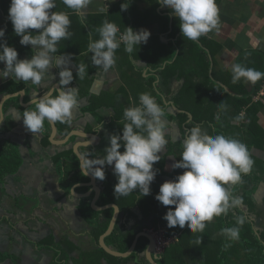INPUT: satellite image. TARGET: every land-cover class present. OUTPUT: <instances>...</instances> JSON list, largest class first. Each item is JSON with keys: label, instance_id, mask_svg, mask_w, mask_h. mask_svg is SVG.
Returning a JSON list of instances; mask_svg holds the SVG:
<instances>
[{"label": "crops", "instance_id": "obj_1", "mask_svg": "<svg viewBox=\"0 0 264 264\" xmlns=\"http://www.w3.org/2000/svg\"><path fill=\"white\" fill-rule=\"evenodd\" d=\"M121 1L92 0V3L87 8L80 14H77L71 9H68L62 3V0H56V7L53 9L56 12L63 11L68 13L71 20L68 29L71 36L67 39H62L58 43V51L55 55L65 54L70 57L69 67L72 69L74 77L70 86L78 88L79 101L78 107L73 110L70 132L62 136L58 131L55 140H63L73 131L89 134L87 136L82 134L81 137H75L78 141L74 145L78 142L91 141L87 147L94 148V154H97L96 157L102 158L105 155L104 149L109 146L108 138L110 135H122L124 110L129 107L139 106L140 103L137 94L134 95V98H129L128 100L123 97V103L116 100L117 96H121L122 89L125 85L124 80H126L122 79L121 72L125 69L129 74V78L130 74L136 76L138 80L144 82L146 87L152 86L153 90L157 92L158 90L156 91L155 89L157 88V83L160 82V75L157 72L164 70L166 64L168 66L177 62L178 56L181 57L178 64L179 69L176 71V73L182 71L179 75L180 80L176 81L175 78H171L168 87L161 84L162 88L158 91L162 101L164 100L166 102L164 106L160 103L158 104L164 109L162 119L165 123V134L168 144L159 154L161 155V160L153 166L157 174L150 185L151 194L148 196H140L139 190L137 189L128 196H117V202L114 204L118 206L120 215L109 236L116 229L120 233H125L122 225L125 222L127 223L128 220L131 221V225L129 226L127 223L128 228L126 232L129 231V238H133L132 245L138 234L144 232L150 226L155 227L157 225L160 229H164L166 233L168 232L169 227H167V222L162 217L169 208L174 209L175 206H164L155 199V196L159 193L160 186L164 182L174 180L179 174L185 171L184 169L174 170L171 166L174 162L181 159L183 141L189 129L198 125L205 127L209 135H217L215 132L219 130L226 133L229 137L243 136V140L247 141L246 146L249 150L250 158L254 161L251 171L247 174V176H253L247 180L246 188L248 189L245 192L244 190L243 192L236 191L235 194L241 198L244 195L247 201L240 207L231 210L228 215L214 217L211 222L207 223L205 230L207 235H210L208 237L219 241L223 236L220 225H230V223L234 225L238 216L245 215L252 224L254 231L264 238V96L260 94L264 91V78H261L255 83H246L243 79L233 83V74L231 71L232 65L241 64L246 68H253L257 71L264 72V0H215L219 10V30H213L207 35L201 36L196 41L183 37L178 19L171 14L170 9L158 3V0H139L138 9L145 11L148 19L145 22L136 24L135 30H149L151 35L147 43L141 45L155 46L156 44L155 48L157 50L155 52L147 51L140 56L135 53L134 56L131 55L128 57L123 46H120L116 50V64L114 68L103 72L100 68L92 65L91 53L85 55L88 52L89 43H86V39L82 34L79 35L81 33L79 27L82 24L85 26H88V23L92 24L93 20L99 19L98 16L104 15L107 17L108 15L105 14ZM10 2L11 0H6L3 5L0 3V28L5 30L7 28V30L9 29L14 34L11 21L7 17ZM106 4H108V9L98 11V9L104 8ZM156 14L160 17L156 16ZM161 17H169V19L168 21L166 19L164 21ZM10 25L12 28H9ZM117 27L120 30L117 34V37H119L120 32L123 33L127 26L126 24H121L117 25ZM31 31L36 32L38 30ZM155 36H158L159 40L154 41ZM196 44H199L201 50H198ZM18 45L26 52L23 55L24 57L26 55L28 56V54L30 56L34 54L31 45ZM173 46L176 50L174 55L172 51ZM157 52H162L164 56L166 55V60L164 61L165 67L163 68H154V65L160 64L163 59H159L156 55ZM170 55H173V57H170ZM21 56L19 55L18 57ZM127 60L129 62L126 64L127 67L124 68L123 64ZM140 63H142L141 68ZM2 64L0 63V69H3ZM80 64L86 65V73L83 80L79 79L76 74L77 66ZM120 67L124 69L119 70ZM59 71L60 69L52 68L49 76L52 74L56 79H47L41 84L43 87L28 83L27 89H29L30 100H25V98L27 99L25 95L24 99H22L25 101L24 103H29L32 98L42 97L52 86L59 87ZM14 80L18 82L15 78L0 79V85ZM34 86L35 89L33 91L38 94L36 90L41 89L42 94L33 96L31 89ZM9 87L6 88L8 89ZM138 87L140 86L137 85L136 88ZM190 88L192 90L200 88L199 90L197 89L199 94H196L200 98L191 96ZM25 91L27 94V90ZM7 94L9 93L5 95ZM55 94L53 93V95ZM22 100L19 98L20 104L23 102ZM197 101L202 103V108L194 111L191 108ZM22 115L23 111L18 108L17 103L12 102L6 116L11 118L14 128L4 136L19 145L23 158V166L20 173L9 177L12 182L7 184V190L4 193L5 195H11L13 197H17L19 193L21 200L9 196L12 199L10 201L5 200L2 204L12 203L14 205L13 216L18 217L21 215L22 219L26 214H29V217H32L37 205L39 207L40 203L43 204L46 202L48 204L50 201H53V199L49 198L52 193V196H56L57 198L54 203H51V208L56 212V217L58 216L55 225L57 233L51 231V225L53 223L43 222L47 234L46 236L37 238L32 236L34 234L37 235V230L32 229V227L36 228L35 223H33L34 221L20 220L25 225H30L29 234L32 235L24 236L20 232V234L18 233V236H21L19 240H14L9 236L8 240L12 242V246L8 251L2 250L1 252L11 254L15 257V261L7 259V261H0V264H50L55 254L53 251L40 249L41 242H45V240H49L45 242L49 245L53 242L60 243L65 241V247H67L66 242H69L73 247L75 246L74 251L70 253L73 261L78 259L83 253L97 252L101 248L99 244L100 238L108 231L111 220L106 231L102 232V228H94L92 223L82 216L80 211L81 200L90 197L92 194H94V199L95 192L89 186H76L78 184L74 185L69 193L61 189L59 185V174L53 160L62 151H73L74 145L71 149L59 150L64 146L51 144V130L48 138L49 141L46 142L44 140L45 135L42 131L36 135L26 130L22 117H20ZM238 116H242V119L237 120L236 117ZM101 125L102 128L98 131ZM73 141L74 139L71 137L68 144ZM120 151L123 152L124 148L121 147ZM44 153L48 156L45 159L43 158ZM94 156H89L88 158L95 159ZM104 172L110 175L111 178L117 179L112 166L105 165ZM47 174H49L51 180H54L51 184L48 183V180L45 181L43 179ZM20 182L25 183L26 188L35 196L31 197V195H26L20 188L22 185L18 186L16 184ZM102 184L97 182V185L101 188H103ZM49 185L51 187L48 189L47 186ZM235 186H228L232 194L235 192ZM78 191H81V194ZM38 193H40V196L36 199L35 197ZM93 199L91 201V207ZM99 199L96 205H98ZM144 226H147L146 229L139 232L138 230ZM217 227L220 230L216 229ZM185 228L181 230L179 226H176L175 229H178L176 231L177 233L172 236L178 235L181 237ZM198 233L189 231L186 236L190 241H194L198 237ZM201 235L203 234L201 233ZM107 238H105L106 244ZM141 238H139L136 248ZM107 246L116 250L111 245L107 244ZM145 253L141 257H144ZM86 259L89 260V258ZM101 263L122 264L119 261L107 257H104ZM68 264L72 263L69 262ZM127 264L136 263L131 260Z\"/></svg>", "mask_w": 264, "mask_h": 264}, {"label": "clouds", "instance_id": "obj_2", "mask_svg": "<svg viewBox=\"0 0 264 264\" xmlns=\"http://www.w3.org/2000/svg\"><path fill=\"white\" fill-rule=\"evenodd\" d=\"M62 3L80 14L92 0H62ZM158 3L170 9L179 21L183 37L188 40L196 41L213 30H219V10L215 0H158ZM55 7L56 0L10 2L8 18L14 34L20 37L19 43L33 47L34 54L30 59H18L14 47L6 41L0 42V63L4 64L3 69H0V79L15 78L26 84L40 86L49 78L56 79L52 74L49 76L52 68L60 69L59 87L52 86L42 97L32 98L31 104H35V110L24 111L20 116L26 130L36 135L42 131L45 120L50 123H71L73 110L79 104L78 88L70 86L74 79L69 67L70 57L55 55L58 43L71 36L68 31L71 20L68 13L53 11ZM121 7L126 10L128 5L122 4ZM105 9H108V4L98 11ZM119 31L116 24L105 20L96 29L99 39H92V33H89L90 42L85 55L91 53L92 65L103 72L114 68L116 50L121 44L124 45V51L131 54L137 46L146 44L151 35L147 29L137 31L126 27L117 37ZM4 36L5 29L0 28V40ZM231 71L233 83L241 79L246 83H255L264 78V72L241 64L232 65ZM85 73L86 65H78V78L83 80ZM139 102V106L124 110L122 135L109 136V146L105 147L102 158L89 159L90 153L79 154V167L85 176L91 174L102 181L105 179L104 166L113 167L118 181L114 185L116 197L128 196L137 189L140 196L151 194L150 185L157 174L153 166L161 160L159 154L168 144L162 119L164 109L149 93H141ZM236 119L240 120L242 116ZM101 128L102 125L98 131ZM121 147L124 148L123 152L120 151ZM180 157L171 167L185 171L174 180L164 182L155 196L162 205L175 206L174 209L169 208L162 217L167 227L179 226L183 229L187 226L192 233L203 232L214 217L226 216L243 204L242 198L233 195L228 187L239 183L242 174H248L254 163L247 146L240 140L223 134L209 135L200 126H193L183 141ZM244 223L245 218L238 216L236 225L222 228L221 234L228 241L238 240Z\"/></svg>", "mask_w": 264, "mask_h": 264}, {"label": "trees", "instance_id": "obj_3", "mask_svg": "<svg viewBox=\"0 0 264 264\" xmlns=\"http://www.w3.org/2000/svg\"><path fill=\"white\" fill-rule=\"evenodd\" d=\"M6 0H0V3L2 5L5 3ZM138 1L139 0H122L118 4H116L108 13L105 15H108L107 17L102 15L98 16L99 19H96L95 21H92L91 23H88V26L81 25L80 28V34L86 39V43H89V33H92V39H99V34L96 32V29L102 26L103 22L105 20L114 23L116 25H124L126 24L127 27L133 28L135 30L136 24H139V22H145L148 17L145 14V11H142L141 9H138ZM122 4L128 5L126 10H122ZM155 12V10H154ZM7 16V13H6ZM156 16L160 17L156 14ZM8 17V16H7ZM162 20L165 21V19L168 21L169 17H161ZM102 23V24H97ZM91 24V25H89ZM9 28H12L10 25ZM90 28V30H88ZM7 30V28H6ZM5 30V36L0 42H7V44L11 47H14L19 55H25L26 52L22 50V48L18 45L20 37L16 36L15 34H12L9 29ZM154 41L159 40L158 36H155ZM196 43V42H195ZM198 50L200 49L199 44H196ZM173 55L176 53V50L173 46ZM156 55L159 57V59L163 58L158 65H154V68H163L164 61L166 60L164 56V53L157 52ZM173 55H170V57H173ZM24 57V56H23ZM20 57H18L19 59ZM181 59L180 56H178L177 62H175L172 65L166 64V67L162 71H158V74L160 75V82L157 83V85H164L168 87V84L170 83L171 78H175L176 81H179V75L182 71H179L176 73V71L179 69V60ZM2 64V63H1ZM2 67H4V64H2ZM177 74V75H176ZM149 82V80H147ZM10 86L8 89L6 87ZM28 83H24L22 81L15 82L9 81L2 85H0V99L6 94H12L16 92H20L22 90H27V94L25 100H30L29 97V89H27ZM35 89V86L34 88ZM160 91V88H156V91ZM157 91V92H158ZM177 97V96H176ZM12 102H16L18 105V108L20 110L24 111H33L35 110V105L30 106L28 108H24L19 103V97L12 98L8 100L4 105V114L6 115L8 112V109ZM25 102V101H24ZM244 103V102H243ZM172 106V105H171ZM57 127L60 135H67L70 132V123H60L57 121ZM246 127V124H245ZM14 128V125L11 121V118L9 116H6L5 121L3 125L0 128V206L2 205V199L5 195V191L7 190V178L11 176L18 175L21 171V168L23 166V158L20 152V147L17 143L12 142L11 140H8L4 136L10 133ZM50 124L47 120L44 122V127L42 129V132L45 135V141L48 142V138L50 135ZM217 134H223L225 136L226 133L216 130ZM229 137V136H228ZM240 140L242 143L247 145V141H244L243 136H237L232 137ZM75 139V137H73ZM45 144L47 145V143ZM81 153H90L89 156L96 157V153L94 154V148L92 147H84L81 148ZM54 164L56 165L57 172L59 174V185L61 189H64L67 193L70 192L71 188L79 183H88L90 179L83 175L78 160V157L75 155V153L72 150L65 151L63 153H60L53 158ZM249 177H253L251 175L247 176V174H242L241 181L236 184L235 186V192L233 195L236 194V191L240 192L244 190V192L248 189L246 188L247 180H249ZM98 183H103L101 190L102 194L99 199L98 205L105 206L109 204H114L117 202L116 195L114 193V185L118 182L117 179H113L105 173V179L104 180H98ZM79 194H81V191H78ZM94 194H92L90 197L86 199L81 200L80 204V211L82 213V216L89 220L94 228H102V232L106 231L108 228V225L110 223V220L113 218V209H107L104 211H95L91 207V201L93 199ZM242 196L243 203L247 201L246 197ZM245 218L244 225L240 228V234L239 239L235 241H228L224 236L217 241L216 239L210 238L209 234L207 235L206 230L204 229L203 232H199L198 237L194 241H190L189 238L186 236L189 232L188 228L186 227L183 231V234L181 237L179 236V241L175 244H173L168 250L165 251L164 254L157 256V263L158 264H264V238L260 236L258 233H256L252 227V224L248 221L247 217L245 215H242ZM236 225V221L234 222V225L230 223V225H220V228L224 227H233ZM122 227L125 229V233H120L117 231V229L114 231V233L107 238V244L111 245L114 249L121 253H125L128 251V249L131 247L133 238H129L130 232L126 229L128 228L127 223H123ZM147 226H144L143 228H140L138 230L139 232H142L144 229H146ZM219 227V225H218ZM216 229H219V228ZM155 230L160 229L157 225L153 228ZM178 229L169 228L167 235L172 236L176 234ZM182 230V229H181ZM220 230V229H219ZM119 232V233H118ZM166 232V231H165ZM136 233V232H135ZM201 233L203 235H201ZM206 235H205V234ZM202 238V241H201ZM218 239V238H217ZM49 240H45V242H48ZM201 241V242H200ZM45 242H41L40 249L42 250H49L54 252V258L53 261L50 264H68L71 262L72 264H102L101 261L104 257H107L112 260L119 261L122 264H127L129 261L133 260L136 264H150L146 257H141L147 249V246L149 244V241L142 237L138 243V246L134 252L133 255H131L129 258H115L111 255H108L102 248H99L97 252L95 253H83L80 255L78 259L73 261V258H71V254L75 246L73 247L69 242H66L67 247H65L64 242L62 241L60 243L53 242L50 245L46 244ZM213 244V245H212ZM226 244H229L230 246L225 247ZM212 245V246H210ZM210 246V247H209ZM214 247V248H213ZM86 258H89L87 260ZM7 259H11L15 261V257H13L11 254H8L6 252H0V261H7Z\"/></svg>", "mask_w": 264, "mask_h": 264}, {"label": "rangeland", "instance_id": "obj_4", "mask_svg": "<svg viewBox=\"0 0 264 264\" xmlns=\"http://www.w3.org/2000/svg\"><path fill=\"white\" fill-rule=\"evenodd\" d=\"M121 34V32H120ZM123 46V49H124V45H121ZM156 46V44H155ZM155 46H149V45H146V46H143V45H140V46H137L135 48V50L133 51V53L129 54L127 53L128 57L131 56V55H135V53L137 55H143L145 54L147 51H152V52H155V50H157L155 48ZM153 47V48H152ZM151 48V49H150ZM136 55V56H137ZM31 56L28 54V56L26 55L25 57L21 56L19 59H30ZM129 62V60H127L126 62H124L123 66L124 68L127 67L126 64ZM140 65V68L142 67V63L139 64ZM122 67L119 68V70H122L124 69ZM133 69V68H132ZM122 76H123V80H124V87L122 89V92H121V96H117L116 97V100L117 101H120L121 103H123V97L126 98L127 100L129 98H134V95L137 94L138 97L141 93H149L151 94L157 103H160L162 104L163 106L166 105V102L163 100L162 101V98H161V95L158 93V92H155L152 88V86L150 87H146L144 82L143 81H140L138 80V78L136 76H133L130 74V78H129V74L128 72L124 69L122 72ZM133 76V77H132ZM137 85H139L140 87L136 88ZM42 86V85H41ZM158 88H162V85H157ZM43 87V86H42ZM145 88V89H144ZM198 90L200 88H197ZM196 90H192V88H190V93L192 94L191 96H193L194 98H200L198 97L196 94H199L198 91ZM34 89H31V94L34 96L36 95H39V94H42L41 93V89H38L36 91H38V94H36L34 91ZM156 90V89H155ZM260 94H262L264 96V91H262ZM259 97V96H258ZM1 100V99H0ZM201 100V99H200ZM203 102V101H202ZM172 107V106H171ZM173 108V107H172ZM200 108H202V103L200 101H197V103L195 102L194 105L192 106L191 109H193L194 111H197L199 110ZM189 109V108H188ZM183 118V117H182ZM181 118V119H182ZM184 120V119H183ZM204 123V122H203ZM3 125V124H2ZM204 125V124H203ZM201 129L205 132L208 133L207 129L205 127H202L201 126ZM78 139L75 138L74 141L66 146H64L62 149H59V150H63V149H68V148H72L74 143L77 142ZM183 146V145H182ZM47 152V151H46ZM63 152V151H62ZM61 152V153H62ZM48 154V153H47ZM44 155V159L45 157L47 158L48 156L45 155V153L43 154ZM43 173H45V171H43ZM53 178V177H52ZM43 179L46 181L48 180V183L51 184V182H54V180H51V177L49 176V174H47V176L43 177ZM12 182V180L10 178H7V184ZM18 186H21V190H23L25 192L26 195H31V197L35 196L33 195V193H31L27 188H26V184L25 183H16ZM28 184V183H27ZM51 186H47V188L49 189ZM26 188V189H25ZM8 193V192H7ZM10 194V193H8ZM21 195H24V194H21ZM11 195H4L3 199H2V202H4L5 200L7 201H10V199H12L11 197H9ZM25 196V195H24ZM40 196V193L37 194V196L35 197L36 199L39 198ZM13 198L15 199H18V200H21V197H20V194L18 193V196H14ZM50 199H53V201H50L48 204L45 202V203H40V206L38 207V205L36 206V210L34 212V215H32V217L30 216L29 217V214H26L25 217H23L22 219L23 220H27V221H34L33 223H35L36 225V228L32 227V229L34 230H37L36 233L37 235H32V234H29L30 233V225H25L21 219V215L20 216H13L12 215V212H13V204L10 203H4L0 206V252L2 250H9V248L12 246V242H10L8 239H9V236L12 237L14 240H19V238H21V236H18L20 234V232L22 233V235H32V236H35V237H41V236H46L47 232L46 230L44 229V225H43V222L46 223V222H51L53 223L51 225V228L53 232L57 233V230L55 229V225H56V221H57V217H56V212L53 211V209L51 208L52 205L51 203H54L56 201V196H52V193L50 194ZM75 202V201H73ZM14 203V202H13ZM43 206V207H42ZM51 208V209H50ZM19 209V208H18ZM21 210V209H20ZM29 212H31L30 209H28ZM33 218V219H31ZM128 225L130 226L131 225V221L128 220ZM154 227L150 226L149 228H147V230H151L153 229ZM147 230H145L144 232H148ZM160 230H163L164 233L165 230L164 229H160ZM19 233V234H18ZM178 241H179V236H178Z\"/></svg>", "mask_w": 264, "mask_h": 264}, {"label": "water", "instance_id": "obj_5", "mask_svg": "<svg viewBox=\"0 0 264 264\" xmlns=\"http://www.w3.org/2000/svg\"><path fill=\"white\" fill-rule=\"evenodd\" d=\"M24 94L25 93L21 91V92H19L17 94H14V95H7V96H5L4 98L1 99V101H0V127H1V125L3 124V122L5 120V114H4V111H3V107H4L5 102L8 99H11V98H14V97H17V96H19L20 99L22 100ZM30 105H33V104H31V102H30L29 104H26V105H23V106H30ZM49 124L51 126V136H50L51 144H54V145H57V146L66 145L69 142L71 137H73V136H82V134L80 132H72L69 136H67L63 140H55V138L57 137V134H58L56 123L55 122H51V123L49 122ZM85 136H87V135L85 134ZM89 145H90L89 142H85V143L78 142V143H76L74 145L73 150H74V153L76 154V156L78 157V159H79V154H81L80 151H79V148L86 147V146H89ZM87 177L90 178V183H88V184H78L76 186H85L86 185V186H89V187H91L93 189V191L95 192V198L93 199V202H92L93 209L96 210V211H104V210H107L109 208H113L115 210L114 216H113V219L111 221V224L109 225L108 231L100 238V241H99L100 247L107 254H109V255H111L113 257L128 258V257H130L132 255L133 251L135 250L139 238L144 237V238H147L149 240V246H148V248L146 250V253H145V256H146L147 260L151 264H158L156 262L157 256L153 253V240H152V237L147 232H142V233L138 234V236L136 237L132 247L126 253L118 252L116 250L111 249L109 246H107V244L105 242V238L108 237L112 233L120 211H119L118 206L115 205V204H110V205H106V206H103V207H100V206L96 205V203H97V201H98V199L100 197V194H101V188L97 185V179L94 178L91 174L87 175Z\"/></svg>", "mask_w": 264, "mask_h": 264}, {"label": "built area", "instance_id": "obj_6", "mask_svg": "<svg viewBox=\"0 0 264 264\" xmlns=\"http://www.w3.org/2000/svg\"><path fill=\"white\" fill-rule=\"evenodd\" d=\"M148 234L152 236L156 254L164 253L174 242L178 240L176 236L167 237L163 230H149Z\"/></svg>", "mask_w": 264, "mask_h": 264}, {"label": "bare ground", "instance_id": "obj_7", "mask_svg": "<svg viewBox=\"0 0 264 264\" xmlns=\"http://www.w3.org/2000/svg\"><path fill=\"white\" fill-rule=\"evenodd\" d=\"M20 92H21V91H20ZM22 92L25 93L24 96H23V99H24V97H25V95H26V91H25V90H22ZM15 94H17V93H15ZM7 95H14V94H7ZM7 95H4L2 98H4V97L7 96ZM17 97H19V96H17ZM17 97H14V98H17ZM2 98H1V99H2ZM19 98H20V97H19ZM39 98H40V97H39ZM11 99H12V98H11ZM37 99H38V98H37ZM8 100H10V99H8ZM8 100H7V101H8ZM0 101H1V100H0ZM7 101H6V102H7ZM22 101H23V100H22ZM6 102H5V103H6ZM30 102H31V101H29V103H30ZM29 103H28V102H27V103H24V101H23L21 104H22V106H23V105H26V104H29ZM4 105H5V104H4ZM33 105H35V104H33ZM33 105H30V106H33ZM30 106H23V107H24V108H28V107H30ZM3 111H4V107H3ZM5 118H6V115H5ZM4 121H5V120H4ZM3 123H4V122H3ZM55 123H56V122H55ZM1 126H2V125H1ZM56 126H57V124H56ZM0 128H1V127H0ZM57 130H58V128H57ZM73 132H79V131H73ZM71 133H72V132H71ZM71 133H70V134H71ZM80 133H81V134H86V133H82V132H80ZM70 134H69V135H70ZM69 135H68V136H69ZM86 135H89V134H86ZM73 137H81V136H73ZM83 138H84V137H83ZM88 138H89V137H88ZM82 143H85V142H82ZM67 144H68V143H67ZM67 144H66V145H67ZM62 146H65V145H62ZM86 147H87V146H86ZM79 149H80V148H79ZM73 152H74V150H73ZM80 153H81V152H80ZM81 171H82V170H81ZM87 184H88V183H87ZM109 205H110V204H109ZM97 206H98V205H97ZM100 207H103V206H100ZM109 209H111V208H109ZM112 209H113V208H112ZM95 211H96V210H95ZM119 215H120V212H119ZM113 216H114V215H113ZM118 218H119V216H118ZM118 218H117V221H118ZM112 219H113V218H112ZM111 221H112V220H111ZM151 230H152V229H151ZM153 230H155V229H153ZM158 230H160V229H158ZM147 231H149V230H147ZM147 233H148V232H147ZM149 235H150V234H149ZM165 235H166L167 237H174V236H169V235H167V233H165ZM175 236L178 238V235H175ZM108 237H109V236H108ZM151 237H152V236H151ZM152 240H153V238H152ZM177 242H178V240H177L176 242H174L173 244H175V243H177ZM173 244H172V245H173ZM172 245H171V246H172ZM171 246H170V247H171ZM170 247H169V248H170ZM169 248H168V249H169ZM168 249H167V250H168ZM153 253H154L156 256H159V255L164 254L165 252L162 253V254H156V252H155V247H154V241H153ZM132 254H133V253H132ZM108 255H109V254H108ZM145 257H146V256H145ZM115 258H120V257H115ZM128 258H129V257H128ZM146 259H147V258H146ZM147 261H148V260H147ZM148 262H149V261H148ZM156 262H157V261H156ZM149 263H150V262H149ZM150 264H151V263H150Z\"/></svg>", "mask_w": 264, "mask_h": 264}, {"label": "flooded vegetation", "instance_id": "obj_8", "mask_svg": "<svg viewBox=\"0 0 264 264\" xmlns=\"http://www.w3.org/2000/svg\"><path fill=\"white\" fill-rule=\"evenodd\" d=\"M157 74H158V72H157ZM159 78H160V76H159Z\"/></svg>", "mask_w": 264, "mask_h": 264}]
</instances>
